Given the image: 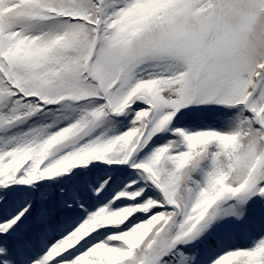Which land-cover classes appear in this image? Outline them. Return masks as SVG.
Returning a JSON list of instances; mask_svg holds the SVG:
<instances>
[{
  "label": "snow or ice",
  "instance_id": "snow-or-ice-1",
  "mask_svg": "<svg viewBox=\"0 0 264 264\" xmlns=\"http://www.w3.org/2000/svg\"><path fill=\"white\" fill-rule=\"evenodd\" d=\"M0 264H264V0H0Z\"/></svg>",
  "mask_w": 264,
  "mask_h": 264
}]
</instances>
